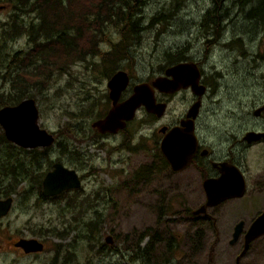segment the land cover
I'll list each match as a JSON object with an SVG mask.
<instances>
[{
	"label": "rangeland",
	"instance_id": "374dc122",
	"mask_svg": "<svg viewBox=\"0 0 264 264\" xmlns=\"http://www.w3.org/2000/svg\"><path fill=\"white\" fill-rule=\"evenodd\" d=\"M242 1L144 0L139 14L142 30L136 39L130 41L128 37L124 43L127 46L112 62H80L70 73L56 75L54 81L41 85L44 88L34 90L32 97L38 103L40 125L66 145L60 147L57 142L48 151V157L54 161L60 158L77 169L82 175V187L54 200H44L36 185L24 180L18 189L22 195H12V212L0 219V264H52L58 250V264H62L67 253L71 261L64 264H235L234 258L243 247V236L230 244L232 225L238 219L223 213H215L209 221L192 218L188 213L200 206V192L196 194L197 200L188 203L178 196V177L168 166L160 172L163 157L158 129L173 123L185 110L191 98L189 92L170 97L159 120L141 108L123 135L101 137L92 128V122L111 106L108 80L119 70L130 72L135 84L153 80L167 66L176 64L167 65L166 51L180 50L183 60L202 64L204 74L224 69L225 62L240 58L241 52L262 51L263 20L249 15L253 7L260 5L257 0L243 4ZM0 4L7 7L0 12L1 24L13 10L5 0ZM215 6L211 20L217 13L223 17L229 9V19L235 23L224 39H219L225 32L222 26L218 29L202 25L204 15ZM34 17L26 19L32 21ZM109 36L111 47L124 39L117 28ZM238 37L236 44L233 41ZM221 45L227 49H219ZM27 47V38L23 37L7 48L13 52L26 51ZM233 73L229 70L224 77L228 85L243 80L231 78ZM0 87L7 89L1 79ZM155 93L160 103L164 101L162 94ZM226 98L231 99L223 97ZM202 104L201 120L206 124L225 114V102L215 105L206 97ZM60 149L68 154L63 155ZM44 163L47 170L46 158ZM25 189L28 194L23 193ZM90 221H97L93 233L87 226ZM54 229L62 231L64 237L49 234ZM109 236L113 243L107 242ZM22 237L40 239L48 252L30 257L20 254L13 243ZM250 246L239 264H264V236Z\"/></svg>",
	"mask_w": 264,
	"mask_h": 264
},
{
	"label": "trees",
	"instance_id": "16d2710c",
	"mask_svg": "<svg viewBox=\"0 0 264 264\" xmlns=\"http://www.w3.org/2000/svg\"><path fill=\"white\" fill-rule=\"evenodd\" d=\"M5 1L13 11L7 20L1 22L0 28V79L7 86L5 90L0 87V108L32 97L35 89L44 88L41 85L51 83L56 75L70 73L80 62L90 63L95 59L112 62V58L122 52V47L127 46L124 43L128 37L132 41L142 30L139 14L144 0ZM257 3L260 6L253 9L251 15L260 17L264 23V0H257ZM216 8L213 9L216 11ZM209 13L204 15L202 25L205 27L211 20ZM32 15L35 17L28 21ZM214 18L215 26L220 13ZM115 28L121 30L124 39L111 47L109 33ZM23 37L27 38L28 50H8L9 43ZM179 51H166L164 61L167 65L184 59ZM119 58L123 59V56ZM58 144L66 148L62 142ZM50 148L19 147L6 138L0 126V195L9 197L19 193L21 183L30 180L42 197V180L54 162L48 157ZM45 158L47 170L44 169ZM57 160L61 161L60 158ZM23 193L28 194L29 190L25 189ZM96 224L97 221H90L87 226L92 231ZM51 233L64 237V233L55 229ZM86 237L90 238L89 235Z\"/></svg>",
	"mask_w": 264,
	"mask_h": 264
},
{
	"label": "flooded vegetation",
	"instance_id": "af4514ba",
	"mask_svg": "<svg viewBox=\"0 0 264 264\" xmlns=\"http://www.w3.org/2000/svg\"><path fill=\"white\" fill-rule=\"evenodd\" d=\"M6 8L7 7L5 5L0 4V12L5 10ZM219 8L221 11L223 10L220 6ZM252 10L249 11V15H251ZM214 11L215 10L213 8L207 11L210 12L209 18H211L212 12ZM229 11H230L229 9H226V13H224L223 17L220 16L217 22L215 20L216 22L215 26H213L214 20L209 21V27L211 26L212 28L215 27L220 29V27L222 26V29L223 30L225 29L224 34L220 35L219 39H224L225 33L229 32L231 29L230 27L233 24H235L233 19H229V15H228ZM216 36H218L217 32H216ZM233 42L238 44L239 37L234 39ZM227 44L229 45V43ZM224 48L227 49L225 45H221V47H219V49H224ZM239 54L241 56L240 58L238 59L234 58L229 60L228 62H225L224 69L223 67H221L220 70H217L216 72L209 70L208 73L206 72L205 74L203 73L202 70V64H200L198 61L188 59L190 62H195V64L197 65L200 72L199 83L205 86V93L201 97V107L197 115L198 117H195L193 119V128H194L193 131H194L195 139L197 140L196 150H195L196 153L193 155V158L191 162L188 164V167L186 166L182 170L174 173L170 169L167 160L160 151V155L163 157V164L159 166V168H160V172L163 173L165 168L168 166L170 172L174 176L178 177V181H177L178 196L184 201H187L188 203L189 202L193 203L195 200H197L196 194L200 192V195H202L201 196L202 200L200 201L201 204L199 207H201V205H203L207 200L206 193L203 187V184L206 180H211L212 182L220 178H223L224 183L228 185V192L230 194L234 192L236 194L237 191H239L240 185L242 184L244 187L242 190V194L240 196L239 195L230 196L225 200H222L217 205H214V207L212 206L207 207L202 214H195L194 211L197 208L195 210H190L188 214H190L192 218H195L196 220H200V221L202 220L209 221L211 218L214 219L215 213H223L224 215L227 214L232 218L234 216L236 220L238 219V222L240 221L244 222L242 232L240 233L241 234L240 236H244L246 235L245 233L247 232V230H249L250 224L257 217L261 216L264 213V49L262 51L257 50L255 51V53L249 51L243 53L241 52ZM188 60H183V61L181 60L179 62H184ZM166 68L164 69V71L166 70ZM229 70H231V72L232 70H234V73L232 75L230 74L231 78H237L238 80L240 78H243L242 82L239 84L228 85V83L224 80V77L227 75ZM164 71L163 74L161 75H164ZM126 72L130 77V83L127 86V88L122 92L118 100L119 102H123L128 98H130V96L134 93V87L137 84H139V83L133 84L132 76L130 72L128 71ZM114 74L115 73H113V75ZM221 81L223 82L222 85H221ZM143 82H147V81H142L141 83ZM151 82L152 80L148 81V83ZM228 88H230L233 92ZM155 92L159 93V91L156 89L154 90V94L156 97ZM181 92L183 93L189 92L191 96L189 105L185 108V110L182 111V113L176 116L173 123H170L168 125H162L161 127H159L158 133L161 135L160 140H162L163 133L161 134L159 130L163 126L167 127V129L171 127L174 128V126L182 128V122L189 119L186 117L187 111L189 107L193 105L195 101H197V97L195 94H193L194 92H192L190 88H186L185 90L180 89L179 91L173 94L163 93V92L159 93L160 95L162 94V96H164L163 98L164 101L162 102L168 104V100L170 97H173ZM108 96L110 98V90ZM206 97L210 98V101L215 105L216 104L221 105L223 102H225V107H226L225 114L224 116H222V118L218 117L211 119L210 123L207 122V124L201 120V109L203 105L202 103L204 98ZM223 97H228L231 99L226 98V100H224ZM112 103L113 102L111 99V106L109 107L108 111L102 117L97 118L96 120L104 118L107 115L110 108L112 107ZM141 108L144 107L142 106ZM150 115L155 117V119L158 120L160 119V117H157L155 114L150 113L149 116ZM133 121L134 120L127 122L126 127L120 129L117 133H110V132L102 133L93 126L92 128L101 137L107 138V137L119 136V135H123L128 130V127ZM55 137H56V142L52 145L53 147L58 142L57 140L58 138L56 135ZM160 140L158 141L159 150H160ZM60 151H62L63 155L68 154L67 152L61 149ZM56 162H61V161L55 160L48 171L52 170L53 165ZM63 164L69 167L65 163ZM75 170L78 172L82 180V175L79 173L77 169ZM48 171L46 172V174L48 173ZM43 180H42V189H41L42 197L41 196L40 197L44 200H48V199L54 200L55 198L60 197L63 194L67 193L69 190H77L82 187L81 186L80 188L65 190L62 193L57 194L55 196L45 197L42 194ZM1 196L2 195H0V197ZM6 198H0V199H6ZM14 204H15V196H13V203L8 214L5 216H1L0 219L8 216L10 212H12ZM245 220H248V222H246ZM238 222L232 225V230H233L232 235L235 226L236 224H238ZM50 234L55 235L53 233ZM22 238H29V237H22ZM31 238H35V237H31ZM20 239L21 238H19L16 242H18ZM16 242L13 243L15 250H17L20 254H23L26 257L38 256L44 254L45 252H48L46 248V244L43 241L42 242L44 243V250L40 252H32V253H27L23 250L22 247L16 246L15 245ZM62 247L64 248V245ZM102 248L103 247L101 246L99 250H102ZM73 252L76 253L75 251ZM70 253H72V251H70ZM60 257H61V253L60 250H58L57 254H55L54 257H52V264H58ZM64 261L65 262L71 261V258L68 255V253L67 256L64 257L62 264H64Z\"/></svg>",
	"mask_w": 264,
	"mask_h": 264
},
{
	"label": "water",
	"instance_id": "95a60500",
	"mask_svg": "<svg viewBox=\"0 0 264 264\" xmlns=\"http://www.w3.org/2000/svg\"><path fill=\"white\" fill-rule=\"evenodd\" d=\"M200 72L195 62H179L167 67L164 75L155 77L151 83L143 82L134 87V93L123 102H119L122 92L130 83V77L124 70H119L108 80L112 107L104 118L93 122L92 126L102 133H117L125 128L127 122L134 120L137 111L143 106L148 114H155L162 118L167 104L156 100L154 90L159 93H175L180 89L190 88L196 95L197 101L191 105L186 117L182 122V128L174 126L169 128L163 126L159 132L163 133L160 140V151L167 160L170 169L176 173L191 162L196 153V139L193 131V119L198 117L201 107V97L205 93V86L199 83ZM0 126L3 128L6 138L15 145L26 148H47L56 142L54 133L40 125V110L35 98L28 97L15 105H6L0 108ZM82 180L78 172L56 162L52 170L48 171L43 180L42 194L45 197L55 196L65 190L80 188ZM206 193V202L197 208L195 214H202L209 206L214 207L222 200L230 196L242 194L243 185L237 193H229L228 185L223 178L216 181L206 180L203 184ZM13 203V196L0 199V217L8 214ZM243 221L236 224L230 244L238 241L243 228ZM243 236V248L236 256L235 264L240 263V258L246 253L251 243L264 236V213L257 217ZM108 243H113L111 236L107 238ZM22 247L27 253L40 252L44 250V243L36 238H21L15 244Z\"/></svg>",
	"mask_w": 264,
	"mask_h": 264
}]
</instances>
